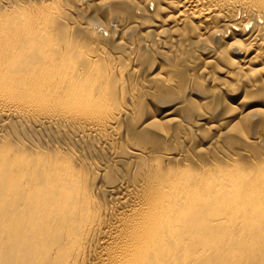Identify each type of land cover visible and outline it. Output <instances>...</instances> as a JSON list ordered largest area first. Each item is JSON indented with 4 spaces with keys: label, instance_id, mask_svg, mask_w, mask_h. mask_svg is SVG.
I'll use <instances>...</instances> for the list:
<instances>
[{
    "label": "bare ground",
    "instance_id": "6f19581e",
    "mask_svg": "<svg viewBox=\"0 0 264 264\" xmlns=\"http://www.w3.org/2000/svg\"><path fill=\"white\" fill-rule=\"evenodd\" d=\"M157 45L225 64L264 113V0H0V264H264V150L170 147L186 111L135 126Z\"/></svg>",
    "mask_w": 264,
    "mask_h": 264
},
{
    "label": "rangeland",
    "instance_id": "374dc122",
    "mask_svg": "<svg viewBox=\"0 0 264 264\" xmlns=\"http://www.w3.org/2000/svg\"><path fill=\"white\" fill-rule=\"evenodd\" d=\"M89 9L92 10V6H89ZM148 10L154 11V5L152 3L149 4ZM130 17H131V15L128 16L127 18H124V19H126V21H127L130 19ZM99 18H100V19H98L99 21H101V22L104 21L103 24H106L109 21L108 19L106 20V18L101 17V15L99 16ZM104 26H102L104 29L103 30V32H104L103 36L104 37L106 36L105 40L108 44L107 50L110 51L111 50L110 46L116 45L115 43L117 42V40H120L119 39L120 37L114 36V38H111V36H109L110 35L109 30L108 29L105 30L107 27L105 28ZM105 31H107V32H105ZM110 43H111V45H110ZM160 46L161 45H157L156 49H154V50L151 49L152 51L149 49H145L142 60H139L136 63V65H138L137 66L138 67V74L135 77L133 88L136 86L134 88V91L139 92V96L137 97V100L138 99L143 100L142 104H143L144 109L142 111L141 116L137 120L136 119L134 120V122L136 123V125L135 124L134 125L138 126L139 124H141V125L144 124V122H146L150 118V115H152V114H157V115L160 114L161 115V114L167 113L169 110L170 112L167 115H172L174 117H181L183 112L186 111L189 114L187 119H185L188 121V126L185 127L179 133V137L176 139V141L173 140L170 143V147H172V148L182 147L185 152L190 151V153H192L195 151L196 153H198L199 151H201V150H199V149H201L200 147L204 148V146H205V149L212 151L216 155L221 153V151H223L225 149L227 151H229L230 148H231V150H234V151H236V150L243 151L244 148H250L254 152H256V153L261 152L260 154H262V151L264 150V122L259 123L258 126L257 125L252 126L251 124L256 123L257 120L263 121L264 120V113L262 114V113H260V111L257 112L258 111L257 110L252 115H250V116L247 115L246 117H248V118H246V120H245V116H244L245 114L242 115L240 113V111L243 109H248L251 106H259V105L254 104L253 102H249L244 98L242 99V97H243L242 95H243L244 90L241 87H243V84H240V85L237 84L236 85L235 84L236 82L234 83L233 78L226 76V72L224 71L225 70V64L221 63V64L217 65V64H213L211 62L209 63L208 60L211 59V57H208L206 55L205 56L201 55V57H199L200 59H198V54H199L198 51H191V50H188V51L177 50L176 51V50H174V47L172 49L170 48L171 50H168L167 53H169V54H167V60H164L162 54L156 53L157 50H160L161 48H163ZM153 52H155L156 54ZM111 54H112V52H111ZM151 56L152 57L154 56L153 60H152ZM176 56H177V58H176ZM203 57L205 60L208 61V62L206 61L207 64L204 63L205 60L203 59ZM144 59H145V61L143 62ZM149 59H150V62L148 64L146 62V60H149ZM128 61L129 60L122 59V62H124V64L125 63L126 64H132L131 61H129V62ZM154 61H155V63H154ZM134 64H135V62H133V66H134ZM148 65H151L152 67L149 68ZM215 65H217L218 67L222 66L224 69L221 67L217 68V66H215ZM202 67H204V68H202ZM159 68H161V70H159ZM162 68H164V69H162ZM220 68H221V70H219ZM198 69L199 70L200 69L201 70L206 69V70H204V71L200 70L201 72H198L199 71ZM156 72L162 73L163 75L162 74L161 75L165 76V79L167 78L166 76H168L169 78H167V79L171 80L172 82L174 81L173 82L174 85H176V84H178V85H176L175 87H174V85H172L171 87L162 88L163 90L161 88H158L155 85H154L155 86L154 87L153 84H151V86H150V84L148 85L149 78ZM214 74H215V76H214ZM188 76H189V78H188ZM220 77H222V78L224 77L225 79L224 78L222 79ZM212 78H213V80H212ZM214 78L216 79L215 82H214ZM199 79L202 81L201 83H199L200 82ZM226 79H227V81L230 80V87H232V88L228 87L229 81L226 82V83H228L227 84L228 86L225 85ZM197 80H199V81L197 82ZM189 81L191 82V85H190ZM193 82H194V84H193ZM223 83H224V85H223ZM231 83L233 85H231ZM237 86L240 88L237 89L236 92H234L233 88H236ZM213 87L215 89L216 88L217 89L216 90L214 89L215 91H212ZM139 88H141V89H139ZM157 89H161L160 91H158L159 93L157 92ZM140 90H142V91H140ZM147 90H149V91H147ZM152 90L155 92H151ZM160 94H164V95H168V96L163 97V98H159ZM229 104H233L235 106L229 105ZM197 106H199V109L201 111L203 110V112H201L197 108ZM244 111H246V110H244ZM198 113L199 114H206L209 116V122L207 125L209 126L210 122H211V124H212L211 127L210 126L207 127V125L206 126L203 125L204 127L199 126V125L194 126L192 124V122H194L196 120V115H198ZM237 115L238 116L242 115V116L237 117ZM165 116H166V114H165ZM243 116H244V118H241ZM253 117H254V119H252ZM256 117H258V118H256ZM236 118L237 119L241 118V123L240 122L237 123L236 120H234ZM249 118H251V120ZM185 120L183 121V123L184 122L187 123V121H185ZM224 120H225V122H224ZM242 120H243V122H245L244 124L248 123V125H244L242 123ZM233 121L235 122V125L233 123L234 126H232V124H231ZM236 123H237V126H236ZM241 124H243V126H242L243 128L238 127V126H241ZM229 126L230 127L232 126V128L230 129V132L228 130H226V128ZM175 127H177V126H175ZM188 127L191 128L190 131H189L190 128L188 129ZM235 127H236V129H235ZM245 127H248V128L246 129ZM207 128H209L210 132H209V130H207ZM223 129H225V131H228V133L225 132ZM234 129L236 130V132H234L235 131ZM240 129H241V131H240ZM242 129L243 130L245 129L243 131L244 134L242 133ZM197 130H198V132H196ZM232 130H234V131H232ZM237 130L239 133L241 132L243 135L241 133L239 134L237 132ZM221 131H222V133H220ZM245 131H247V132H245ZM218 133H220L221 135ZM236 133H238V134H236ZM239 135H242V136H239ZM246 136L249 139L246 140ZM211 139L213 141H211ZM259 139H261V140H259ZM260 142H261V144H258ZM225 144H227V145H225ZM248 145H249V147H247ZM206 146H207V148H206ZM221 148H222V150H221ZM250 157H251V155L249 156V158Z\"/></svg>",
    "mask_w": 264,
    "mask_h": 264
}]
</instances>
